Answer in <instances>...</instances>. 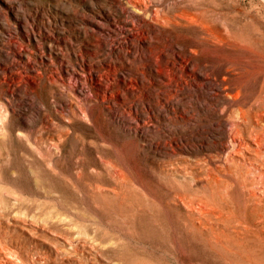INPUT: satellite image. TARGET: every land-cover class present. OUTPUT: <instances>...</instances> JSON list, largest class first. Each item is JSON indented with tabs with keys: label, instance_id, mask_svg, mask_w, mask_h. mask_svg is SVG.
Segmentation results:
<instances>
[{
	"label": "rangeland",
	"instance_id": "374dc122",
	"mask_svg": "<svg viewBox=\"0 0 264 264\" xmlns=\"http://www.w3.org/2000/svg\"><path fill=\"white\" fill-rule=\"evenodd\" d=\"M237 127L264 0H0V264H264Z\"/></svg>",
	"mask_w": 264,
	"mask_h": 264
},
{
	"label": "bare ground",
	"instance_id": "6f19581e",
	"mask_svg": "<svg viewBox=\"0 0 264 264\" xmlns=\"http://www.w3.org/2000/svg\"><path fill=\"white\" fill-rule=\"evenodd\" d=\"M148 7V5L140 6L141 16L148 9ZM195 16L196 14H194L192 11L188 9H182L174 18L176 22H181ZM244 123L245 113L242 109H240L239 115H235V117L231 120V124L236 126L238 124ZM241 132L242 129L237 127L233 145L234 151L231 152V156L227 158L229 160H233L236 156H238L243 162H246L247 159L253 157L252 160L248 161L246 175H249L251 173L252 175L250 177L254 178L255 182L257 183L255 186L248 188L247 192L249 194V200L251 201V203H253V205L257 207H261L264 206V133L258 131L254 133V138H249L239 134ZM207 178L209 182H211V180H214L211 179L210 176H208ZM259 220L264 221V211L260 213Z\"/></svg>",
	"mask_w": 264,
	"mask_h": 264
}]
</instances>
